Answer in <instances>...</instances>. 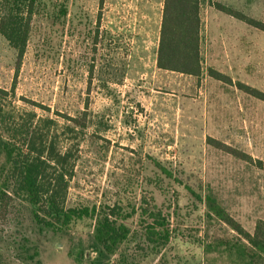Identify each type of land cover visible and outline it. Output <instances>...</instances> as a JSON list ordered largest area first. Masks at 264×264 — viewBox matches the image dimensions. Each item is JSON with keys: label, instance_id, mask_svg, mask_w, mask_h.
Returning a JSON list of instances; mask_svg holds the SVG:
<instances>
[{"label": "rangeland", "instance_id": "obj_1", "mask_svg": "<svg viewBox=\"0 0 264 264\" xmlns=\"http://www.w3.org/2000/svg\"><path fill=\"white\" fill-rule=\"evenodd\" d=\"M45 1L20 62L0 35V88L16 110L59 126L65 116L86 119L72 148L67 206L117 204L135 214L117 252L98 257L92 221L40 230L11 197L0 203L1 263L246 264L234 247L238 235L207 218L197 195L210 191L246 231L264 220V100L237 87L264 93V30L217 7L264 25V0H200L198 77L156 67L163 0ZM144 208L168 219L166 245L146 241Z\"/></svg>", "mask_w": 264, "mask_h": 264}, {"label": "trees", "instance_id": "obj_2", "mask_svg": "<svg viewBox=\"0 0 264 264\" xmlns=\"http://www.w3.org/2000/svg\"><path fill=\"white\" fill-rule=\"evenodd\" d=\"M47 7L45 0H0V35L16 52L18 62L26 51L35 14ZM217 7L264 30L262 23L240 12L220 5ZM58 12L65 16L67 7L59 5ZM200 26V0H163L156 67L198 77L202 72ZM210 75L217 80L226 79L216 72H210ZM237 87L264 100V93L254 88L239 82ZM9 95V90L0 88V203L11 197L23 201L40 230L63 232L77 221L90 220L97 256L115 254L130 235L131 230L125 221L135 214V209L125 212L117 204H65L68 180L74 169L72 148H76L74 141L86 127V119L65 116V121L59 126L58 121L49 116H38L32 110H16L8 104ZM212 141L214 147L237 158L250 159L216 140ZM197 198L204 202L207 218L223 222L238 235L239 245L234 247L246 264H264V220L258 219L249 232L226 212L210 191L204 196L197 195ZM143 215L140 225L146 241L155 247L166 245L171 237L168 219L159 210L148 208L140 211V216ZM221 243L225 249H231L227 242ZM210 247L206 244L204 250L209 251ZM0 264L3 263L0 261Z\"/></svg>", "mask_w": 264, "mask_h": 264}]
</instances>
